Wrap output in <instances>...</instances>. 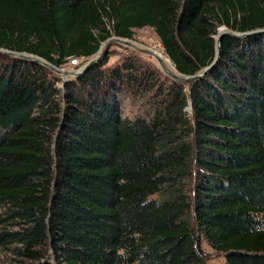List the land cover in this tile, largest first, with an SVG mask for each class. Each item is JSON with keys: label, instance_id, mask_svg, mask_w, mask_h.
<instances>
[{"label": "trees", "instance_id": "16d2710c", "mask_svg": "<svg viewBox=\"0 0 264 264\" xmlns=\"http://www.w3.org/2000/svg\"><path fill=\"white\" fill-rule=\"evenodd\" d=\"M221 25L264 29V0H0V48L56 66L150 27L174 69L195 75ZM220 42L187 82L134 54L63 80L0 53L11 264H204L201 237L227 264H264V31ZM123 93L147 110L127 115Z\"/></svg>", "mask_w": 264, "mask_h": 264}, {"label": "rangeland", "instance_id": "374dc122", "mask_svg": "<svg viewBox=\"0 0 264 264\" xmlns=\"http://www.w3.org/2000/svg\"><path fill=\"white\" fill-rule=\"evenodd\" d=\"M224 25H221L217 28V31L219 28H221ZM217 34V33H216ZM215 34V37H216ZM131 41H133L135 44H137L138 46L145 48V49H149L151 51L154 52V54H158L161 53L160 55L163 57L162 59L156 57L162 62L164 60L169 62V65H167V68H165L167 71L169 72H175L174 66L172 64V62L170 61V59H168V57L166 56V54L164 53L163 47L158 39V37L156 36V34L154 33L153 29L150 27H144V28H139V29H134V35L133 38L129 39ZM105 45L106 42H104L102 44V47L100 48V52L103 51L105 49ZM99 53V52H98ZM96 53V54H98ZM95 54V55H96ZM108 54V64H115L117 62H119V60H121V58L125 55H129V54H134L137 55L138 59L140 60L141 63H144L145 65H147L148 67L155 69L157 71V75H159L160 77H168L161 69V66L159 65V63L157 62L155 57H152L150 54L148 53H144L141 51H137L132 49L131 47H128L122 43L119 42H111L110 46H108V48H106L105 53L102 54V56H100V58H102L103 56ZM94 56V55H93ZM92 56V57H93ZM92 57L89 58H82L80 60H77L76 63H74L73 60L66 61L65 63H63L60 66H56L54 65L56 68H58L61 72H65V73H69V72H77V71H81L82 67L84 66V64L91 59ZM155 58V59H154ZM74 59V58H73ZM171 62V64H170ZM54 72V71H53ZM56 75L60 76L61 78L67 79L68 77H75L74 75H70L67 74V78H64L63 75L59 72L56 73L54 72ZM122 100H123V105L124 107V112L129 115V116H134L137 114H141L144 111L147 110V98L144 95H136V96H132L130 94H122ZM186 110L191 113V106L189 105ZM200 248L202 251V257H203V261L204 264H227L226 263V259H225V254L222 252H218L215 251L214 249H212L210 247V245L208 244V242L204 239V238H200ZM10 263V259L9 257L4 254L3 252L0 251V264H9ZM11 264V263H10Z\"/></svg>", "mask_w": 264, "mask_h": 264}, {"label": "water", "instance_id": "95a60500", "mask_svg": "<svg viewBox=\"0 0 264 264\" xmlns=\"http://www.w3.org/2000/svg\"><path fill=\"white\" fill-rule=\"evenodd\" d=\"M262 31H264V29H257V30L248 31V32H236V31L229 30L226 26H222L221 28L218 29L216 37H215V57H214L213 61L208 66L203 68L199 73H197L195 75H183V74L179 73L176 69H175V72H168L162 66H161V69L167 76H169L170 78H172L173 80H176V81L187 82L190 80L197 79V78L201 77L206 71H208L212 66H214L215 63L218 61L219 56H220V50H221L220 39L223 35L242 37V36H247V35L262 32ZM111 42H119V43H122L128 47H131L134 50L141 51V52L148 53V54H152V52L150 50L138 46L133 41H131L127 38L112 36L106 41L105 49L101 52L98 51L99 52V53L97 52L98 54L94 55L91 59H89L84 64V66L81 68L82 70L80 72L77 71L74 73H72V72L65 73V72H61L58 68H56L53 64H51L47 60H45V59H43L37 55L31 54V53L13 51V50H8V49H4V48H0V53L7 54L11 57H18V58H21L24 60L39 63V64L44 65L45 67L49 68L50 70H52L56 73L60 72L64 78H67V76H68L67 74H69V76L70 75L76 76L79 73H81L85 68H87L90 64L97 61L100 58V56H102V54L105 53L106 48H108V46H110ZM101 47H102V45H101Z\"/></svg>", "mask_w": 264, "mask_h": 264}, {"label": "bare ground", "instance_id": "6f19581e", "mask_svg": "<svg viewBox=\"0 0 264 264\" xmlns=\"http://www.w3.org/2000/svg\"><path fill=\"white\" fill-rule=\"evenodd\" d=\"M148 50H149V49H148ZM150 51H151V50H150ZM151 52H152V54H150V55H151L152 57H155V58H156V60H157V62L159 63V65L162 66L164 69L167 68V65H169V62L166 61V60H164V61L161 62V61L157 58V57H159V58L162 59V58H163V57H162L163 55L161 56V55H160L161 53H158V54L156 55V54H154L153 51H151ZM155 55H156L157 57H156ZM155 58H154V59H155ZM170 64H171V62H170ZM171 65H172V64H171ZM165 70H166V69H165ZM166 71H167V70H166ZM168 72H169V71H168ZM172 72H173V71H172Z\"/></svg>", "mask_w": 264, "mask_h": 264}, {"label": "built area", "instance_id": "2783aa9c", "mask_svg": "<svg viewBox=\"0 0 264 264\" xmlns=\"http://www.w3.org/2000/svg\"><path fill=\"white\" fill-rule=\"evenodd\" d=\"M80 59H82V58H76V59H70V60H73L74 63H76V61H77V60H80Z\"/></svg>", "mask_w": 264, "mask_h": 264}]
</instances>
